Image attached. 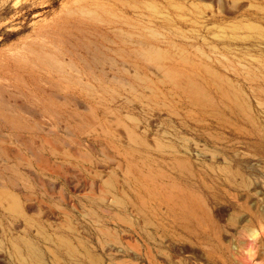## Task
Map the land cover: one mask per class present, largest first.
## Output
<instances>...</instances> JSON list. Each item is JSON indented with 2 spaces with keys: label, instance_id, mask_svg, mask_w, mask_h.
<instances>
[{
  "label": "rangeland",
  "instance_id": "obj_1",
  "mask_svg": "<svg viewBox=\"0 0 264 264\" xmlns=\"http://www.w3.org/2000/svg\"><path fill=\"white\" fill-rule=\"evenodd\" d=\"M0 264H264V0H0Z\"/></svg>",
  "mask_w": 264,
  "mask_h": 264
},
{
  "label": "bare ground",
  "instance_id": "obj_2",
  "mask_svg": "<svg viewBox=\"0 0 264 264\" xmlns=\"http://www.w3.org/2000/svg\"><path fill=\"white\" fill-rule=\"evenodd\" d=\"M10 199V198H9ZM11 200V199H10ZM12 201V200H11ZM12 203H13V201H12Z\"/></svg>",
  "mask_w": 264,
  "mask_h": 264
}]
</instances>
